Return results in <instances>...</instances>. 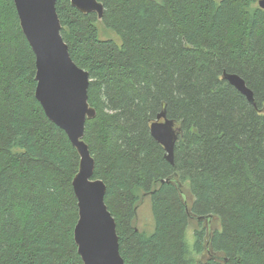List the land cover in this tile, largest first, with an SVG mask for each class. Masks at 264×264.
<instances>
[{"label":"trees","instance_id":"obj_1","mask_svg":"<svg viewBox=\"0 0 264 264\" xmlns=\"http://www.w3.org/2000/svg\"><path fill=\"white\" fill-rule=\"evenodd\" d=\"M259 1L98 0L102 20L58 1L64 41L90 76L97 116L85 142L125 264H264ZM99 24L118 41L102 39ZM36 75L14 0H0V264H84L74 238L81 159L37 100ZM163 111L179 128L173 165L150 130ZM147 196L150 234L137 227ZM194 218L208 219L189 236Z\"/></svg>","mask_w":264,"mask_h":264},{"label":"water","instance_id":"obj_2","mask_svg":"<svg viewBox=\"0 0 264 264\" xmlns=\"http://www.w3.org/2000/svg\"><path fill=\"white\" fill-rule=\"evenodd\" d=\"M58 1L14 0L23 33L36 56V98L48 119L67 134L81 159L73 181L79 207L74 231L79 255L84 264H125L120 254L117 224L105 202L107 187L102 180L94 178L95 160L85 142L87 121L97 116L89 103L90 76L73 61L64 41ZM67 1L83 14L95 13L99 20L104 16V7L98 0ZM259 7L264 9V0L259 1ZM224 79L251 104L255 103L253 92L240 76L225 74ZM150 130L152 137L164 147L166 160L173 165L179 138L177 124L163 111Z\"/></svg>","mask_w":264,"mask_h":264},{"label":"rangeland","instance_id":"obj_3","mask_svg":"<svg viewBox=\"0 0 264 264\" xmlns=\"http://www.w3.org/2000/svg\"><path fill=\"white\" fill-rule=\"evenodd\" d=\"M100 36L102 39H112L115 41H118V38L116 35L110 31H107L102 24L98 25ZM120 43V41H119ZM118 43V44H119ZM218 225L217 220L214 219V221L211 223V228H215ZM213 226V227H212ZM137 227L147 234L153 233L154 228V216L152 212V203L150 196L143 197L139 208H138V216H137ZM198 227L197 221L193 220L190 223L189 228V236H192V232Z\"/></svg>","mask_w":264,"mask_h":264}]
</instances>
